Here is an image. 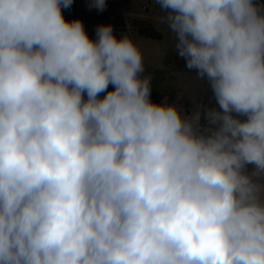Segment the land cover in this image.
I'll return each mask as SVG.
<instances>
[{"label":"clouds","instance_id":"obj_1","mask_svg":"<svg viewBox=\"0 0 264 264\" xmlns=\"http://www.w3.org/2000/svg\"><path fill=\"white\" fill-rule=\"evenodd\" d=\"M72 3L0 0V264H264V2L156 0L195 118Z\"/></svg>","mask_w":264,"mask_h":264},{"label":"rangeland","instance_id":"obj_2","mask_svg":"<svg viewBox=\"0 0 264 264\" xmlns=\"http://www.w3.org/2000/svg\"><path fill=\"white\" fill-rule=\"evenodd\" d=\"M106 3L107 8L104 12L124 16L128 23V31L139 35L133 23L134 20H144L153 24L162 34L161 40L147 38L149 39L147 44H137L143 54L145 75L152 77V93L155 94L152 100L157 103L164 100L174 102L183 109L184 114L195 118L205 106L211 92L205 81L196 79L195 73L178 68L175 61L174 35L166 23L162 22L161 17L165 13L161 11L156 0H106ZM85 11H89L90 16L85 14ZM94 11L97 10L90 7V0H73L71 8H62L64 18L67 21L80 19L86 32L90 20L93 21ZM155 71L158 72L154 79Z\"/></svg>","mask_w":264,"mask_h":264},{"label":"trees","instance_id":"obj_3","mask_svg":"<svg viewBox=\"0 0 264 264\" xmlns=\"http://www.w3.org/2000/svg\"><path fill=\"white\" fill-rule=\"evenodd\" d=\"M261 2H264V0H261ZM85 14L90 16L89 11H85ZM93 21L90 20L89 27L87 34L90 35V38L95 39L96 37V28L97 26L101 24H112L114 31L123 32L128 29V23L124 16L120 14H110L106 12H98L94 11L92 13ZM86 22V21H85ZM135 28H137L138 34L145 38H150L153 40H161L162 34L157 31V29L151 24L150 22L144 21V20H134L133 23ZM175 61L177 63V66L180 70H186L189 71L185 67V62L182 58H180L177 53L175 55ZM191 72V71H189ZM195 73V72H193ZM209 97L208 100L205 103V106L209 105L211 103V93L208 94Z\"/></svg>","mask_w":264,"mask_h":264},{"label":"crops","instance_id":"obj_4","mask_svg":"<svg viewBox=\"0 0 264 264\" xmlns=\"http://www.w3.org/2000/svg\"><path fill=\"white\" fill-rule=\"evenodd\" d=\"M114 32H116L118 34L119 33H127V34H129L131 36V38L134 40V42L136 44H139V45L147 44V42L149 41V39H147L145 37H142L140 35H136L135 33H132L131 31H128V30L123 31V32H119V31H114ZM157 72L158 71H155L154 74H153L154 79H155V76H156ZM108 90H113V86L111 84L109 85V89ZM101 95H104V94H101ZM153 96H155V94L151 93V99H152Z\"/></svg>","mask_w":264,"mask_h":264}]
</instances>
